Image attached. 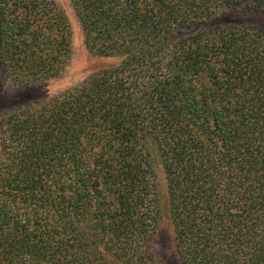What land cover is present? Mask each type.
I'll return each mask as SVG.
<instances>
[{"label":"trees","instance_id":"trees-1","mask_svg":"<svg viewBox=\"0 0 264 264\" xmlns=\"http://www.w3.org/2000/svg\"><path fill=\"white\" fill-rule=\"evenodd\" d=\"M118 62L0 121V264H158L153 157L179 264H264V0H68ZM54 0H0V70L58 78Z\"/></svg>","mask_w":264,"mask_h":264},{"label":"rangeland","instance_id":"rangeland-1","mask_svg":"<svg viewBox=\"0 0 264 264\" xmlns=\"http://www.w3.org/2000/svg\"><path fill=\"white\" fill-rule=\"evenodd\" d=\"M67 18L71 34V58L68 67L61 75L44 83L33 85L18 84L10 81L0 70V121L17 111L20 106L27 105L43 98H50L58 93L79 84L97 70L113 66L118 60L91 54L84 45L79 23L74 16L68 0H54ZM225 22H240L264 26V13H236L222 11L210 22L211 25ZM152 167L160 200V222L157 232L151 239L149 249L158 264H179L174 253L173 232L170 224L164 174L156 157Z\"/></svg>","mask_w":264,"mask_h":264}]
</instances>
